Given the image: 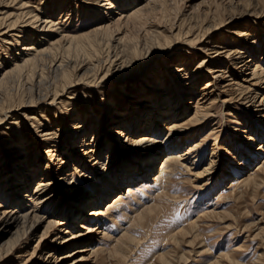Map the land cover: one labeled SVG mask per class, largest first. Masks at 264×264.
Instances as JSON below:
<instances>
[{
  "label": "rangeland",
  "instance_id": "374dc122",
  "mask_svg": "<svg viewBox=\"0 0 264 264\" xmlns=\"http://www.w3.org/2000/svg\"><path fill=\"white\" fill-rule=\"evenodd\" d=\"M22 1L24 2L20 5L19 0H5L6 7L1 8L3 14H0L1 17L10 15L8 20L18 24L15 23L14 31L7 32L8 35L6 33L0 35V69L3 68L2 71L5 73L15 68L12 74L1 78L4 79L2 84L4 87H1L0 91V106H2L0 107L2 108L0 111V149L3 150V159H8L9 163L15 161V165H17L16 160L22 156L24 147L9 155L14 152L10 151L12 142L19 138L26 139L30 144L37 142L32 156L42 164L43 152L48 147L44 145V141L33 139L37 136L36 130L40 129L37 128L39 123L56 128L62 122L61 117L65 116L66 123L61 125L59 132L61 145L56 150L62 153L68 151L62 127L69 128L74 113L81 115L90 111L95 117L108 124L102 128L104 133L99 141V146L103 145L100 155L101 157L106 155L108 146H110L108 144L111 143L109 137H116L112 129L122 128L115 123L121 120L116 118V113L121 112L124 106L132 104V98L138 92L137 90L145 84L142 83L144 80L140 81L145 79L144 73L154 69L157 73L161 71L165 74L167 68L170 70L173 64L178 65L180 61L183 64L186 62V66L194 69L195 64L204 59L199 48H202L206 42L222 45L225 49L237 48L242 52L247 50L245 56H249L245 60L251 59L250 53L254 55L258 48H264V0H165L164 6L170 18L175 15L176 9H179L177 17L173 19L174 26L170 33L167 31V36L175 40L174 35L180 31L181 34L184 32L182 36L180 35L181 38L174 41V44L164 54L155 58L158 63L155 66L154 64L148 66L146 62L140 66V61L136 58L132 60V56L128 58L129 50L123 48L126 54L123 51L121 54H124L126 61L128 60L127 66L135 71L125 79L96 81L94 86L91 84L93 77H101L111 69L106 59L107 56H110L113 51L122 50L121 47L129 45L131 41L124 39L123 43L121 42L124 46L113 47V43L108 38L109 35L106 36V32L109 31L107 24L114 34L116 32L119 35H115V38H120V36L122 38V35L129 38L134 30L141 35L143 28L136 21L142 19L143 15L139 14L135 20L126 19V15L130 14L133 8H141L142 13L145 16L148 15L153 5L151 0H137L134 6L131 3L126 13L118 10L116 6L120 3L125 4V2L111 0L114 2L113 7L111 11L106 12L105 16L100 14V10H102L101 6L107 7L106 0ZM155 1L158 0H154V3ZM45 7L51 10L50 12L55 10L49 15H53L52 22L59 31L54 41H59L56 45L46 47L44 51L42 47L37 48L30 56L18 55L22 44H29L30 40L37 38V35L31 33V26L34 25L25 27V39H22L19 44L9 36L10 33L17 34L19 38L24 32L23 24L19 20L27 16L34 17ZM238 14H243L245 17H238ZM117 20H119V25H116ZM219 20H223L224 23L214 29V24H217ZM251 20L260 22L258 29L253 27ZM101 23L106 26L98 29ZM204 28H208V31ZM246 29L250 30L249 38L236 37V33ZM197 34L201 39L199 42H191L193 46L181 40L182 37L193 38ZM46 38L49 39L50 34ZM248 42L251 43L250 49L246 47ZM28 59L31 61L24 63ZM257 59L264 67V54L257 55ZM234 63L231 60V66L222 67L224 75L211 83L214 85L215 82V86H208L209 88L205 89L203 86L206 78L201 77L195 79V83L191 86L192 90L183 94L182 102L187 107V111L180 115L177 123L186 128L183 131L182 140L187 138L190 132L195 133L192 140L185 143L187 145L192 142L193 145L197 144L198 148L202 146L203 149L197 151L198 155L192 152L187 154L183 151V146H181L183 142L178 139L175 152L181 155L180 162H171L164 178H158V181L142 186L138 182L141 179L135 176L137 181L133 184L135 189L126 193V189L123 190L125 185L121 186L122 188L106 198L98 213L92 214V211H89L93 206L82 209L81 219H78L76 224L63 234L67 239L70 237V231L73 233L81 231L83 237L79 239H84L85 242L81 240L80 243H72L73 245L67 248L57 247L56 239L60 225H54L45 238L39 239L44 228V225H41L29 240L18 246L20 250L17 253L16 249L8 254L2 252L0 264H38L40 261L45 262V259H43L44 256L38 258L36 252L32 254L34 249H41L44 253L57 247L59 250L57 253L65 254L84 244L86 250L72 256L85 255L86 259L83 260V264H264V151L257 153V159L248 169L243 166L245 150L241 149L242 154H238L237 150L232 148L239 143L245 148L248 147L252 152L259 149L261 140L258 135L251 138L252 144L250 145L247 143L249 137L240 141V136L245 126H249L248 129L251 126L254 127L253 129H260L259 122L255 119L257 113H249L250 104L243 97L247 95V91L252 90L264 95V74L261 75L262 80H259L250 74V72L258 71L255 66L254 68L252 66L239 68L240 64ZM206 64H212V60L207 58ZM211 68L215 71L221 67L213 64ZM63 71L69 73L67 81L71 78L69 83H74L76 86L65 87L64 94L58 97L53 104L47 103L51 97L45 98L47 101H42L40 97L47 91L63 89ZM74 75L77 77L74 78ZM124 92L127 95L129 93V96L124 95ZM175 94L174 90L171 91L172 96ZM30 99L37 102L32 107L26 105ZM261 99L263 97H258L257 103ZM109 100H113V106L110 105ZM22 101L27 107L19 109L18 104L20 105ZM72 106L74 110L71 113ZM104 106L108 108L102 111ZM196 106H198L200 117L198 121L195 120L194 114ZM258 108L261 107L252 109ZM5 113L7 115L3 118ZM11 117L15 118L14 122L17 124H8L9 121H13ZM94 125L98 132V124L92 126ZM160 130H164L162 126ZM108 131H110L109 134ZM90 136L87 133L84 138H87L90 143L89 147L95 144L91 145ZM135 136L140 135L137 133ZM119 138L121 142L126 139L124 136ZM85 141L78 138L73 148L76 147L77 160L88 167L93 162H87L90 153L82 155L77 148ZM213 144L216 148L215 154L210 152ZM132 150L133 148H129L127 152H132ZM56 151H54L55 154ZM211 156L214 159L213 166L211 165L214 171L211 169L205 172V168H208L206 167L209 162L207 160L211 159ZM130 158L136 162L139 161L135 156ZM189 158L193 159L196 164L193 162L194 164L191 165ZM163 162L165 159L162 154L155 162L150 177L156 176L157 169L155 168ZM3 165L1 162L0 166ZM219 169L220 171L223 169L224 176L221 183L216 184ZM67 170L71 171L70 163L62 164L61 168L55 172L64 174ZM82 173L77 171L76 175L74 174L76 177L79 176L80 185L83 184ZM87 183L83 184V191V187H77L80 188L81 193H87L85 197L89 196L94 187L89 184L90 182ZM62 191V188L59 189L61 195L59 200L64 201L67 197L61 193ZM119 191L125 193L113 198ZM16 198L20 200V195H16ZM54 205L58 206L56 202ZM55 206H46L44 211L46 209L51 211L56 208ZM2 208L3 204H0V213ZM89 226L93 227L92 232L87 231ZM72 257L64 259L62 263L68 262L73 259Z\"/></svg>",
  "mask_w": 264,
  "mask_h": 264
},
{
  "label": "bare ground",
  "instance_id": "6f19581e",
  "mask_svg": "<svg viewBox=\"0 0 264 264\" xmlns=\"http://www.w3.org/2000/svg\"><path fill=\"white\" fill-rule=\"evenodd\" d=\"M106 1L107 4H105L107 7L104 8V6H101L102 10H100V14L104 16L106 12H108L109 10L111 11V8L113 7L112 5L114 4V2H112L111 0ZM136 1L137 0H122V2H125V4L120 3L119 5H115L117 6L118 10H122L126 13V11H128V7L131 6V3L132 6H134L133 4H135L134 2ZM23 2L24 1L19 0L18 4L21 5L23 4ZM151 2L153 3V5L148 15L145 16V14L142 13L143 10L141 8H131L132 12L126 15V19L132 20L137 19L139 17V14L143 15L142 19L140 18L136 21L139 26L143 28L141 35H138V31L134 30L133 32H131L132 34L129 38L125 37L124 35H122V38L121 36L120 38H115V35L118 34H116V32L114 34L111 31V28H108L107 24V29L109 31H105L107 34L106 36L109 35L108 38H110L109 40H111V42L113 43V47H119L123 43L122 41L124 39H128V42L130 40L131 41L129 45L121 47L122 50L116 49L118 50V52L113 51L110 56H107L106 59H108L109 61V66H111V69L109 70L110 73L106 71L101 77L97 78V76H94L93 83H91L92 85H94L96 81L100 82L103 80H122L123 78L125 79L126 77L130 76L131 72L133 73L135 71L132 70V68H129L130 66H127L128 60L126 61V59L124 58V54H121V51L125 53L123 48L129 50L128 52L130 55H127L128 58H131L132 56V60L136 58L137 61H140V66L143 65L145 62L146 65L148 64V66L150 64H154L153 66H155L158 65V63L155 61V58H158L162 54H164L167 49H169L174 44V41L179 40L181 38L180 35L182 36L184 32L181 34L180 31H178L177 34L174 35L175 40H172L173 38L167 36V31L170 33L171 28L174 26L173 23L175 21L173 19L177 17L179 9L175 8L176 11L174 13L175 15L173 16L174 18H170V14H167V8L166 6H164L165 0H158L155 1V3L154 0H151ZM0 5L1 14V8L6 7L5 0H0ZM54 7H56V5ZM50 11L51 10H48L45 7L41 9L40 13L38 12V15H34V17H23L22 20H19L23 24L22 27H24V32L21 33V36H19V38H17V34L14 33H10L9 36L12 39L14 38L13 40L17 44H19L21 43L22 39H25V27H29V25H34L31 26V33L32 35H37V38L32 41L30 40L29 44H22L19 52L17 53L18 55L30 56L33 51L37 50V48L42 47V51H44L47 49L46 47L50 45H56V43L59 41H54V38L59 35V31L57 30V28H55L54 23L52 22L51 17H53V15H49L53 14L55 10L52 12ZM111 13L112 12H110V14ZM237 16L245 17V15L243 14H238ZM9 18L10 15H6L4 17L0 16V35L5 33L8 35L7 32L14 31V26L16 22L8 20ZM118 22L119 20H117L116 25H119ZM223 23V20H219L217 24H214V29L220 27ZM250 23H252L255 29H258L261 25L259 21L255 20H251ZM104 26L106 25H102L101 23V25H99L100 28L98 27V29H102ZM2 29L4 30L2 31ZM49 34L50 38L48 39L46 37H48ZM236 35L237 38L241 36H243L244 38H249L248 36H250V30L246 29L243 32L236 33ZM182 38L183 39L181 40L183 43L190 45H192V43L195 41L199 42V40L201 39L198 37V34L193 38ZM17 44L16 46H18ZM250 44L251 43L248 42L246 44V47L249 48ZM121 46H124V44ZM199 50L204 55V59L200 62H197L195 64L194 69H191L186 66V62L183 64L180 61V64L178 65L173 64L170 70L169 68H167V72L165 74L161 71L157 73L154 69H150L144 73L145 79H142L140 81L144 80L142 83L145 84H142V87L137 90L138 92L136 93V95H134V98H132V104H130L131 106L126 105L124 106L121 112L116 113V118H119L121 120L115 121V123H117L118 126H122V128L112 129L113 134H115L116 137H109L111 139V143L108 144L110 145L108 146V152L102 157L100 155V152L103 148V145L99 146V141H101L102 135L104 133L102 128L106 127L108 124H105V122H102L101 119L95 117L92 111H90L89 113L86 112L81 115H79V113H74L72 121L70 122L71 125L69 124L68 126L69 128L62 127L64 133L63 137L67 140L65 145L68 148V151L66 150L62 153L59 151L57 152L56 150H58V146L61 145V142H59V132L61 125L66 123L64 120L65 116L61 117L62 122H60L56 128L49 127L48 124L44 125L42 123H39V127L37 128L40 129L36 130L37 136L33 139L35 141H44V145L48 147L43 152L44 157L42 156V164H40V161L35 160V158L32 156L33 152L37 147V142L35 141V144H30L27 143L26 139L19 138L18 140H15L10 144L12 145L10 147V151L14 152L9 153V155L14 154L15 152H17V150L24 147L22 156L19 158V160H16L17 165H15V161L14 163H9L8 159H3V150L0 149V163L2 162V165L4 163L3 166H0V204H3V208L0 213V256L2 252L4 254H8L12 253V251H14L15 249L17 250V253L20 250L18 246L29 240V238L32 237L34 231H36V229L41 225H44V228L41 234L39 235V239L45 238L48 235L50 229L54 227V225H60V229L58 231L59 234L57 235L56 239L57 247L63 246L64 248H67L73 245L74 243H80L81 240L85 242L84 239H79L80 237H83V232L81 233V231H77L74 233L70 231V237L67 239H65L64 237V234L70 230V227L74 226L78 219H81L82 216L80 213L82 209H85L88 206H93V208L89 211H92V214L98 213L100 211V206L103 204L106 198L114 191H118L120 188H122L121 186L125 185L123 190L126 189V193L133 191L135 189L133 184L137 183L136 178H134L135 176H138V178L141 179L138 182L142 186L145 184L156 182L158 181V178H164L166 176V170L169 168L170 163L180 162L179 160L181 159V155H177L175 152L177 146L176 143L178 142V139L183 142L181 146H183V151L187 152V154H189L190 152L196 154L197 151L203 149L202 146L198 148L199 146L197 147V144L193 145L192 142L186 145L185 142H189L190 140H192L193 136H195V133L190 132L189 135L186 136L187 138H184V140H182L183 131L186 130V128L178 125L177 122L179 121L178 119L180 115L184 114L187 111V107L182 102L184 92L192 90L191 86L195 83V79H200L201 77L206 78L205 85L203 86L205 89L208 86H215V82L214 85L211 83L215 81V79L217 80L218 77L220 78L222 77V75H224L222 73V67L231 66V60H233L235 63H239V68L248 66H252V68H254L255 66L258 71L256 73L250 72V74L253 77H257V79L262 80L261 75L264 74V67L263 65L259 64L257 55L261 53L264 54V48H258V50L254 52V55H251L250 53L251 59L249 60H245V58L249 56H245L247 50L246 52H242L237 50V48L225 49V47H223L222 45L213 44L209 42L204 43L202 48H199ZM207 58L212 60V64H206ZM29 61L31 60L28 59L24 63H28ZM213 64H217V67L221 68L213 71L211 68ZM2 70L0 69V79L3 78V76H7V74L13 73V70L8 72L6 71L5 73ZM1 71L3 73H1ZM68 74V72H64L62 74L63 89H52L51 92L47 91L48 93L46 92L45 94H42V96L40 97L41 100L43 99L42 101H47L45 98L51 97V100L47 103L53 104L56 99H58V97L64 94L63 92L65 90V87L68 88V86H74V83H69L71 81V78L69 79V81H67ZM75 75L74 78L77 77ZM3 81L4 79L0 80V91L4 87H2ZM185 86L187 87L185 88ZM173 90L176 93L175 96L171 95V91ZM247 92V95L245 94V97H243V99L250 104V110H248L250 111L249 113H257L255 119L256 122H259L260 129H253V126L248 129L249 126H245V130H243L241 133L242 135L240 136V141L246 140L247 137H249L247 143L250 145L252 144L250 142L251 138H254L255 135H258V138L261 140V143L259 144V149H256L255 152L249 151L248 147L245 148V146H241L239 143L233 146L232 148H235L234 150H237L236 153L238 154L241 153V149H243V151L245 150V153L243 154V166H246L248 169H250L251 164L254 163V160L257 159V153H262L264 151V107H262L264 106V95L258 93L255 90ZM124 95L129 96V93L127 95V93L124 92ZM260 96L261 98L263 97V99H261V101L257 103V98ZM108 102H110V105L113 106V100H109ZM35 103H37L36 100L30 99L28 104L26 105L28 107H32ZM26 105H24L22 101L20 105L18 104V108H25L27 107ZM197 107L198 106H196L194 113L196 121L200 120V117L198 116ZM255 107L261 108H258L256 110L252 109ZM107 108V106H104L102 111L107 110ZM1 109L2 108H0V111ZM73 110L74 107L72 106L70 112ZM118 114L120 115L118 116ZM6 115V113L3 116L1 114L3 118ZM11 119L13 121H9L8 124H17L16 122H14L15 118L11 117ZM93 124H98V132H96L95 130V125L92 126ZM161 126L164 130H160ZM87 133L91 135V145L95 143L94 146L89 147L90 143L87 141V138L84 139L87 136ZM107 133L109 134L110 131H108ZM137 133H139L140 136H135ZM69 136H71V138H69ZM123 136L126 137V139L124 140V142H121V139L119 137ZM78 138H82V141L86 140L84 143H78L79 145L77 146V148H79L78 152H82V155H87V153H90L88 155L87 162H93L88 167L84 164H81L80 161L77 160L78 156L76 154V147H73L77 143ZM95 139L97 140L95 141ZM174 144L176 145L174 146ZM129 148H133L132 152H127ZM54 151H56V154L54 153ZM215 151L216 148L213 144L210 149V152L212 154H215ZM162 154L163 158L165 159V162L159 164L157 168H155L157 169V172L155 174L156 176L154 178L153 176L150 177L151 171L154 170L153 166L155 162ZM134 156L137 157V160H139L138 162L130 158ZM197 157L198 156H196V158ZM207 161H209L208 165L206 166L208 168H205V172L213 168L212 164L214 163V159H212L211 156V159ZM190 162L191 165L195 163L193 159H190ZM67 163L71 164V171L67 170L64 174H58V171L57 173L55 172L57 169L61 168L62 164L66 165ZM77 171H80V173L83 172V184H88L87 182H90L89 184L91 186H94L92 187L93 189L89 193L88 197H85L87 194L86 192L81 193L80 188H77L83 187V184L80 185L81 181L78 180L79 176H75V173H77ZM222 171H220L219 169L218 175L216 177V184L221 183V180L224 176ZM61 188L63 190L61 193L65 197H67L64 198V201H61V199L59 200V197H61L59 189ZM83 190L84 187L82 188V191ZM124 193L119 191L117 194H115L113 198L118 197V195L121 196ZM16 195H20V200L16 198ZM4 197L8 201L4 199ZM70 199L74 200L71 201ZM55 202L58 206L54 205ZM50 205L55 206L56 208L51 211H47V209L46 211H44L45 207ZM93 230V227L89 226V229L87 231L92 232ZM85 246L86 245L84 244L83 246L77 247L71 252L69 251L65 254L57 253L59 251L57 247L53 248L49 252L44 253L41 252V249H34L32 254L36 252L38 258H42L44 256L43 259H45V262L40 261V263L38 264H83V260L86 259L85 255L80 254L76 257L72 256L75 255V253L85 251ZM68 257H72L73 259H70L68 262L62 263L63 260Z\"/></svg>",
  "mask_w": 264,
  "mask_h": 264
}]
</instances>
